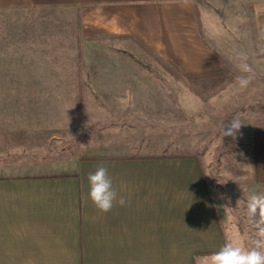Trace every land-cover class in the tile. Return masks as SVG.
Wrapping results in <instances>:
<instances>
[{
    "label": "crops",
    "instance_id": "obj_1",
    "mask_svg": "<svg viewBox=\"0 0 264 264\" xmlns=\"http://www.w3.org/2000/svg\"><path fill=\"white\" fill-rule=\"evenodd\" d=\"M199 2L0 0V16L12 17L14 12L30 9L79 10L89 29L118 42L132 38L166 61L169 56L160 53L176 52L173 45L180 43L184 50H178L187 52L185 28L194 27L191 42L198 47ZM212 3L213 25L222 37L227 15L231 29L234 11L238 14L243 6L251 5L264 52V0ZM30 24L27 19L0 21V75L14 69L6 76L15 79L21 68L20 89L24 91L65 84L53 81L51 74L46 77L45 60L74 58L46 53L37 31L30 35ZM121 56L110 57L119 61L110 65L117 75L126 73ZM14 79L0 84L13 85ZM43 105L0 103V264H205V257L229 241L253 247L257 228L246 205L252 192L264 194V131L252 133L256 181L243 194L238 192L245 200L244 212L237 213L233 206L237 202L227 195L231 190L210 178L211 170L200 156L199 160L174 153L164 145L163 129L140 125L153 118L145 111L120 106L96 121L84 119L81 126L64 118L47 133L39 127L50 120L38 116L44 115ZM98 123L106 127L101 126L102 142L92 148L87 134ZM80 138L86 142L78 153L73 141ZM89 147L93 151H86ZM100 166L107 168L118 194L107 213L88 197V176Z\"/></svg>",
    "mask_w": 264,
    "mask_h": 264
},
{
    "label": "rangeland",
    "instance_id": "obj_2",
    "mask_svg": "<svg viewBox=\"0 0 264 264\" xmlns=\"http://www.w3.org/2000/svg\"><path fill=\"white\" fill-rule=\"evenodd\" d=\"M212 2H199L202 25L200 38L197 35L198 47L191 42L194 27L185 28L189 33L187 52H181L184 47L180 43L173 45L176 52L167 49L168 52L160 53L169 56L166 61L132 38L118 42L101 31L89 29L79 10L30 9L14 12L12 17L0 16V21L27 19L31 23L30 35L37 31L44 41L40 47L44 46L46 53H65L74 58L45 60L46 77L51 74L53 81L65 84H46L44 91L21 90V68L17 69L15 79L13 75L6 76L14 69H6L0 81L15 82L8 86L0 84V103H44V115L38 116L50 120L39 127L47 133L64 118L71 125L81 126L84 119L96 121L94 118L105 117L120 106L129 110L139 108L156 120L140 125L163 129L164 145L171 146L174 153L199 160L201 157L211 170L210 178L231 190L226 193L237 202L233 203L234 211L243 213L242 194L256 181L252 133L264 131V52L257 39L251 5L243 6L238 14L234 11L231 29L226 14V33L222 37L213 25ZM120 54L126 68L123 75H117V69L110 66L119 62L110 57ZM163 64L181 78L170 74ZM240 79L248 81L245 87L240 86ZM233 119L243 126L235 139L224 137V126ZM101 126L106 127L93 124L87 134L92 148L102 142ZM84 142L81 138L73 141L78 153L82 152Z\"/></svg>",
    "mask_w": 264,
    "mask_h": 264
},
{
    "label": "clouds",
    "instance_id": "obj_3",
    "mask_svg": "<svg viewBox=\"0 0 264 264\" xmlns=\"http://www.w3.org/2000/svg\"><path fill=\"white\" fill-rule=\"evenodd\" d=\"M239 83L241 87H245L248 81L240 79ZM242 126L238 119L231 120L224 126L223 136L235 139L236 133ZM88 182L89 199L99 211L109 212L117 202L118 194L113 187L107 168L98 167L95 172L89 174ZM118 202L120 205L125 203L123 198H120ZM246 207L248 217L253 220L257 228L258 238L253 241V247L246 248L229 241L218 252L205 257V264H264V194L249 195ZM257 216L258 220H256Z\"/></svg>",
    "mask_w": 264,
    "mask_h": 264
},
{
    "label": "trees",
    "instance_id": "obj_4",
    "mask_svg": "<svg viewBox=\"0 0 264 264\" xmlns=\"http://www.w3.org/2000/svg\"><path fill=\"white\" fill-rule=\"evenodd\" d=\"M199 14H197L196 15V17L198 18V23H199V31L201 32V20L199 19V16H198ZM164 65V64H163ZM164 67H165V69L170 73V74H172V75H175L177 78H181L180 77V75L178 74V73H176L175 71H174V69L173 68H171V67H168V66H166V65H164ZM163 158H165V157H163Z\"/></svg>",
    "mask_w": 264,
    "mask_h": 264
}]
</instances>
